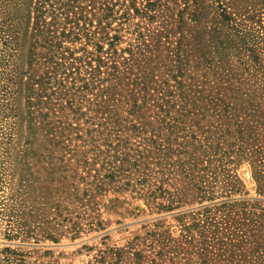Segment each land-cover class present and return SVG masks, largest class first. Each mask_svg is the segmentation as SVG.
<instances>
[{
    "label": "rangeland",
    "instance_id": "374dc122",
    "mask_svg": "<svg viewBox=\"0 0 264 264\" xmlns=\"http://www.w3.org/2000/svg\"><path fill=\"white\" fill-rule=\"evenodd\" d=\"M37 1L0 0V264H167L163 238L174 244L202 207L264 200L254 178L264 169L261 91L252 101L180 100L173 80L181 62L203 91L225 95L234 81V95L244 92L238 84L257 65L243 45L264 59V0H222L233 18L223 25L210 0H158L152 12L144 0L133 2L138 12L117 0L107 18L83 2L54 73L32 33ZM195 19L222 30L223 47L209 45ZM106 35H117L112 56L96 52ZM96 54L119 71L134 56L133 67L111 83L108 68L91 72ZM44 74L38 100L28 87ZM258 75L249 79L263 89Z\"/></svg>",
    "mask_w": 264,
    "mask_h": 264
},
{
    "label": "trees",
    "instance_id": "16d2710c",
    "mask_svg": "<svg viewBox=\"0 0 264 264\" xmlns=\"http://www.w3.org/2000/svg\"><path fill=\"white\" fill-rule=\"evenodd\" d=\"M57 0H38L33 6L34 13V26L33 36L41 37V41L46 46L45 63L49 65L47 70L56 72L57 67L61 65L60 61L54 59L55 50L61 48L62 40H65L72 35L71 29L64 30L68 25L66 23H73L78 26V21L83 18V9L86 8L87 2L90 6V14L95 16V11H101L104 17L107 18L112 12L113 6L117 0H58L57 9L53 8L52 4ZM131 6L136 12L138 9L134 5L135 0H130ZM146 3L144 7L147 12L154 11V3L158 0H144ZM203 1V0H202ZM50 2V9L45 8V4ZM52 2V3H51ZM154 2V3H153ZM205 2V1H203ZM195 10L194 15L201 18L205 13H202L205 9L203 4H199L194 1ZM111 6V7H110ZM208 6L215 10L218 17H214L215 21L223 24H230L233 18L227 13L222 0H210ZM64 15V22L62 24L59 20L60 12ZM49 14V21L46 20L45 15ZM72 15V16H71ZM88 17V16H87ZM195 21L201 25V29H198V33L203 35H209L207 43L213 46L214 49L223 47L222 30L213 27L211 31L207 30L203 23L195 19ZM60 24V29L51 30V27L57 28L56 25ZM102 23H98L100 30L104 29ZM69 28V27H68ZM53 29V28H52ZM117 35L109 37L106 35L108 48L103 50L100 40H97L95 44L96 52L105 51L106 55L112 56L110 51L114 48ZM200 43V41H198ZM244 42V40H243ZM220 45V46H219ZM137 47L136 49H138ZM244 51H249L247 62L255 63L257 65L256 72L249 74L247 83L240 82L238 86L247 89L239 95L235 96L234 81L228 83L226 86L231 93L221 95L218 91L213 93L211 91H203L205 81H195L192 75H185L182 70L184 64L181 62L176 66L177 73L173 76L175 81V88L178 92L180 100L184 99H207L215 100V102H221L226 99H243L252 101L261 91V98L264 100V87L257 83L256 79H249L253 76H260V80L264 83V59L261 60L260 55L254 51L252 47H246L243 45ZM133 54V50H129ZM93 54V53H92ZM197 60L207 66V55L204 50L198 51ZM134 56L130 59L123 58L121 64L124 66L121 71L115 65L113 61L112 67H107L108 63L104 61L99 54H96L95 62H97L96 70L100 71L101 67H106L110 71L111 83L115 78L124 79L127 73H130L133 67ZM177 61H180L177 60ZM197 62L196 67L199 66ZM261 62V63H260ZM91 65L90 61L88 62ZM46 70V69H45ZM48 74V73H46ZM33 80L29 84V94L35 95L38 100L42 97L39 93L47 94V88L43 86V78ZM205 74L201 77L204 78ZM80 80H83L79 77ZM50 80V79H48ZM149 82V80H147ZM37 85V87H36ZM40 85V87H39ZM88 83L83 81L82 88H85ZM100 102L102 106H105L104 92L101 91ZM107 111V109H105ZM254 178L257 182V192L264 195V169H258L254 173ZM192 221L190 224L182 223L181 234L173 244L171 240L163 238V245L160 250V255L167 259V264H264V200L255 199L252 202L241 199L237 201H223L219 204L212 206H205L199 209L197 212L191 215ZM187 248H184V246Z\"/></svg>",
    "mask_w": 264,
    "mask_h": 264
}]
</instances>
